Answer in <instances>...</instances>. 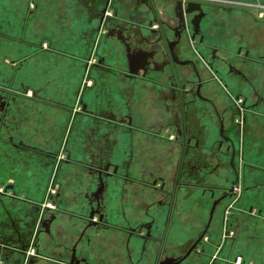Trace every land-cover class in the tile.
Masks as SVG:
<instances>
[{"label":"crops","instance_id":"0c3cea01","mask_svg":"<svg viewBox=\"0 0 264 264\" xmlns=\"http://www.w3.org/2000/svg\"><path fill=\"white\" fill-rule=\"evenodd\" d=\"M162 7L163 0H0V94L12 99L0 109V264H64L72 253L80 264H151L155 249L144 247L130 227L162 221L167 259H174L173 245L176 253L185 251L204 229L200 201L177 198L189 183L180 180L185 154L169 127L176 106L169 91L151 80L163 75H126L132 62H162L153 33ZM205 11L201 32L209 44L229 51L242 44L253 58L262 57V65L242 63V74L235 75L214 64L218 79L207 82L202 95L221 109L226 82L229 93L249 102L256 94L264 97V20L249 11L229 18ZM175 50L180 60L190 58L181 47ZM8 61H20L10 75ZM178 71L189 74L191 68ZM210 75L201 72L206 80ZM82 105L85 112L77 113ZM261 106L256 110L263 116ZM190 109L185 127L193 130L198 114ZM253 119L243 123L238 138L250 165L264 158V139L254 138L263 124L259 129L261 121ZM162 126L163 139L151 134ZM95 163L109 166L98 194L99 175L90 170ZM97 203L93 219L101 214L109 227L84 228ZM262 218L242 221L238 234L225 235L220 245L207 240L199 252L209 258L206 264H236V256L243 264H264V245L259 250L252 233L264 236ZM217 229L212 217L205 234L216 237ZM187 259L182 264H194Z\"/></svg>","mask_w":264,"mask_h":264},{"label":"flooded vegetation","instance_id":"af4514ba","mask_svg":"<svg viewBox=\"0 0 264 264\" xmlns=\"http://www.w3.org/2000/svg\"><path fill=\"white\" fill-rule=\"evenodd\" d=\"M163 6H165L166 14L164 15L163 13V19H158V29L153 30V33L157 34L156 43L160 44L162 62L159 64L153 59H148L147 61H144V63L132 62L129 66L130 71L126 75L136 79H144L150 73H161L163 75L161 79L151 80L153 81L152 83L160 85L162 88L164 87L167 91H169L170 98L176 106V116L173 119V123L169 127L173 130L171 138L180 144L182 155L186 153L187 148L195 147L199 144L197 136L195 134H189V129L185 127V109L191 106H201L209 109V111L213 113L218 121L217 134L220 139L219 148H221L222 145H225V149L229 152L231 157L230 167L234 172V181L230 188L235 189L239 187V184L243 185L244 179L242 175L238 173L233 164V158L236 153L234 141L232 135H228L226 133L225 118L223 113L219 112L218 107L209 97L202 95V89L207 82L215 83L218 79V70L214 68V64L220 63L225 67L228 73L239 75L242 74L239 69V66L242 63L253 62L255 65L260 66V63L262 65V57L259 56L258 58H253L250 55L249 50L242 44L236 45L233 51L222 49L215 44H209L208 42L210 41H208L205 35L201 32V26L203 20L209 15L205 11L206 9L217 10L223 16L228 18L235 13H246L249 11L257 20L262 22L264 20V0H163ZM187 8L189 9L188 12L185 11ZM155 18L156 17L153 16L152 19L154 20ZM152 23H154V21H152L151 24ZM177 47H181L186 50L189 53L190 58L180 60L175 50ZM101 63L102 62L98 61L94 63V65L99 66ZM187 67L191 68V72L189 74H182L183 72L178 71V69ZM203 70L211 73L208 77L209 79L206 80L202 78L201 72ZM82 81V84L87 85L88 79L86 71ZM221 90L225 91L227 98L231 100V102H228L227 104H230L233 107L234 116H239V121H237L235 126L237 129L239 128V133L241 135L245 130L243 123L245 125L246 120L250 117L259 115L256 109L260 104H264V97L256 94L254 101L249 102L246 96L241 94L233 95L229 93L226 82H221ZM0 97V101L3 102V106L0 107V109L5 111L12 99L7 93L3 92L0 94ZM82 112H85L84 105L80 106L77 111V113ZM107 119L115 120L111 116H107ZM221 125L222 131L220 132ZM128 126H132L130 122L128 123ZM151 134L163 139V126L158 129V131H152ZM241 157L243 158L242 155ZM106 167L107 169L104 170ZM108 168L109 166L107 165L103 166L101 163H95L91 165L90 170L95 173L96 176L99 175L102 179V175L107 173ZM236 178L238 179L236 180ZM97 180L99 182V178ZM150 183L155 185L157 181L152 180ZM230 188L222 193L224 197L220 199L217 204H219V202L227 196H231L234 193L233 191L229 192ZM248 189V186H243V190L246 191ZM209 190L212 193L214 192V189L209 188ZM52 207L54 208V206ZM93 215L91 217L88 215L84 218V228L106 229L109 227L108 223L102 220L101 214V217L99 215L97 219H93ZM260 216H262L261 209H259L256 217ZM128 232L137 236L144 247L147 244H152L155 249V255L151 264H160L164 259H167L163 258V226L162 229L158 231L156 222L154 220H150L149 222L141 223L136 227H130ZM158 232L160 233L159 235L157 234ZM192 243L187 247L184 253L176 259L182 257ZM199 243H201V241ZM196 246L186 256V258L178 264H182V262L185 261L189 255L193 254V252L196 253ZM234 262L236 264H243L240 257H235Z\"/></svg>","mask_w":264,"mask_h":264},{"label":"rangeland","instance_id":"374dc122","mask_svg":"<svg viewBox=\"0 0 264 264\" xmlns=\"http://www.w3.org/2000/svg\"><path fill=\"white\" fill-rule=\"evenodd\" d=\"M163 7V13L165 15V6ZM0 56L3 57V53H0ZM2 62L3 60L0 59V67L4 66ZM8 62L9 63H7V67L8 73L10 75L11 71L15 70L19 66L20 61ZM8 82L6 83L10 84ZM6 83L5 81L2 82V84ZM228 102L230 103L231 100H229L226 95L222 107L221 109H219V112L223 113V116L225 118V128L228 127V123L229 125L230 123H232L233 125V129L231 131L226 130V133L228 135H232L236 148V153L233 158V164L238 173L242 175L244 183L242 182L243 185L239 184V187L233 190L234 193L231 196H227L222 201H220L219 204L216 205L213 217H215L216 226L218 227L217 231L219 233L216 234V237L208 236L207 234L203 236L201 243H199L195 248L198 253L196 254L195 252H193V254L189 255L188 257V259H190V261H192L194 264H206L208 262L209 258L205 255L202 256V254L199 253L204 250L202 246L204 245V243H207V240H214L216 244L220 245L224 241L223 237L225 235L235 237L238 234L237 231L239 229V225L242 224L241 221L246 222L247 224L255 223L254 220L256 218V215L258 214L259 209H264V158L257 159V165L256 163L250 165V162L241 157V143H239L238 141L240 133L239 128L237 129L235 126L237 121H239V116H234L233 107L230 104H227ZM261 105H263L261 106L262 109H259L263 113L264 104ZM190 111H195V116L196 114H198V116L194 117L193 120L191 119V124L193 123V130L189 128L188 133L197 135L199 144L198 146L187 148L185 157L183 159L184 170L181 174L180 180L189 183V185L180 187L177 198L179 201H185L189 204L191 202L196 203L200 201V203L203 205V212L205 217V220L200 225V228L202 229L206 223V219L208 218V212L212 202L215 199L219 198L224 191H227V189L231 187L234 181V172L230 167L231 157L229 152L225 149L226 146L222 145V147L219 148L220 139L217 134L218 121L213 113L210 112L209 109L201 106H191ZM202 116H204V119ZM263 116L254 115L249 118V120L251 118H254L252 121H261V123L259 122V129L262 126L261 124H263L261 128L262 132L260 133L262 135L258 136L257 134V136H254V138L258 140L264 139ZM207 122L209 123V126H207ZM243 186H248L249 189L245 191L243 190ZM209 188L214 189V192L212 193ZM169 197H167V199H169ZM262 213L264 215V212ZM251 214L254 216H252ZM225 218L227 219L225 220ZM262 219H259L258 221H260V223L263 222L264 225V218ZM156 225L158 226V231L162 229V226L164 229L162 221L156 223ZM257 231L258 230H256V232ZM252 233L258 236L256 242L257 246H259V250H261L262 245L260 244L264 245L263 233ZM157 234L159 235L160 233L158 232ZM254 239L255 238H253V240ZM173 246V249L175 250L172 251L170 256H173V258L176 259L177 257L181 256L184 251L176 253V245ZM216 250L217 248L214 252H216ZM168 252L163 253V258L168 256ZM233 259H235V257Z\"/></svg>","mask_w":264,"mask_h":264},{"label":"water","instance_id":"95a60500","mask_svg":"<svg viewBox=\"0 0 264 264\" xmlns=\"http://www.w3.org/2000/svg\"><path fill=\"white\" fill-rule=\"evenodd\" d=\"M188 8L185 10L186 12H188ZM155 20V19H154ZM151 25V23L149 22L148 23V26H150ZM0 99H1V97H0ZM3 106V102L2 101H0V107H2ZM222 131V125H221V127H220V132ZM107 169V167L106 168H104V170H106ZM238 178H236V180H237ZM99 184H100V187H99V190H98V192H97V194L101 191V189H102V187H103V183H102V180H101V177L99 176ZM233 189L234 188H230L229 189V192H232L233 191ZM224 197V195H222L221 197H219V198H217L216 200H214L213 202H212V204H211V207H210V210H209V216H208V220H207V222H206V225H205V227H204V229L201 231V233L198 235V237L196 238V240L192 243V245L189 247V249L186 251V253L182 256V257H180V258H178V259H176V260H170V259H164L160 264H178L179 262H181L183 259H185L186 258V256L194 249V247L201 241V239L203 238V236L205 235V233H206V231H207V228H208V226H209V224H210V222H211V219H212V216H213V212H214V208H215V205L218 203V201L220 200V199H222ZM99 204L97 203V205H96V208L95 209H92L91 211H90V217L94 214V213H99ZM100 217H101V215H100ZM66 264H79V260L78 259H75L74 258V253H72L71 254V258H70V260L68 261V263H66Z\"/></svg>","mask_w":264,"mask_h":264},{"label":"bare ground","instance_id":"6f19581e","mask_svg":"<svg viewBox=\"0 0 264 264\" xmlns=\"http://www.w3.org/2000/svg\"><path fill=\"white\" fill-rule=\"evenodd\" d=\"M85 81V80H84ZM63 147V146H62ZM236 173V172H235ZM237 176V175H236ZM51 183H53V181L51 182ZM51 186V185H50ZM50 188V187H49ZM50 190V189H49ZM50 192V191H49ZM227 218H225V220H226ZM225 222V221H224ZM223 225V224H222ZM202 240V239H201Z\"/></svg>","mask_w":264,"mask_h":264}]
</instances>
